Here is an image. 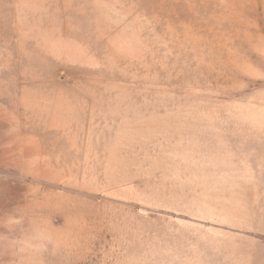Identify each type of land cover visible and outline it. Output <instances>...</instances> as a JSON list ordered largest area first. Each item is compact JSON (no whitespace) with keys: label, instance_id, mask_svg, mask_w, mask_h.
<instances>
[{"label":"rangeland","instance_id":"1","mask_svg":"<svg viewBox=\"0 0 264 264\" xmlns=\"http://www.w3.org/2000/svg\"><path fill=\"white\" fill-rule=\"evenodd\" d=\"M0 264H264V0H0Z\"/></svg>","mask_w":264,"mask_h":264}]
</instances>
